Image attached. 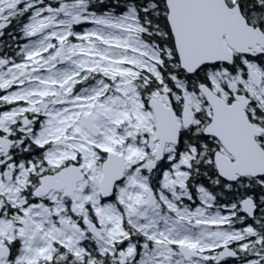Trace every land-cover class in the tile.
I'll return each instance as SVG.
<instances>
[{"label":"snow or ice","instance_id":"snow-or-ice-1","mask_svg":"<svg viewBox=\"0 0 264 264\" xmlns=\"http://www.w3.org/2000/svg\"><path fill=\"white\" fill-rule=\"evenodd\" d=\"M0 264H264V0H0Z\"/></svg>","mask_w":264,"mask_h":264}]
</instances>
